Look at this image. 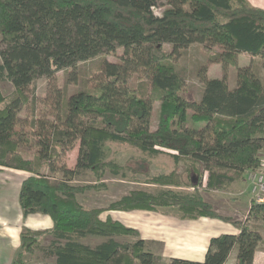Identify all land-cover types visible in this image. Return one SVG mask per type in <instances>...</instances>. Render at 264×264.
Masks as SVG:
<instances>
[{"label":"trees","instance_id":"trees-1","mask_svg":"<svg viewBox=\"0 0 264 264\" xmlns=\"http://www.w3.org/2000/svg\"><path fill=\"white\" fill-rule=\"evenodd\" d=\"M159 3L161 15L154 11ZM0 36V79L15 87L13 96L0 90V165L31 172L20 192L24 216L43 213L54 222L47 231L24 227L12 264H28L26 256L38 251L55 256V264H157L138 229L100 217L105 210L136 209L177 210L183 218H219L241 229L212 237L203 262L172 257L167 264H225L235 247L236 264H254L263 241L258 227H264V201L252 199L242 224L218 214L200 187L225 190L260 165L264 80L251 64L237 66L235 85L226 73L209 76L204 70L198 98L176 62L195 43L223 67L236 65L242 53L264 60V9L248 0H0ZM102 53L117 60H102L86 88L68 94L57 87L49 110L30 105L31 117L21 115L38 77L54 80L69 69L77 84L79 64ZM110 142L145 156L121 165L108 156ZM76 146L71 168L65 157ZM160 154L172 157L175 169L152 173V159ZM85 169L97 181L74 185ZM107 170L131 181L195 190L138 189L107 209L85 208L77 194L106 189ZM46 234L54 239L43 246ZM90 235L108 239L92 246L83 242ZM116 235L137 240L124 243Z\"/></svg>","mask_w":264,"mask_h":264},{"label":"crops","instance_id":"crops-1","mask_svg":"<svg viewBox=\"0 0 264 264\" xmlns=\"http://www.w3.org/2000/svg\"><path fill=\"white\" fill-rule=\"evenodd\" d=\"M248 1L251 5L264 9V0ZM252 57L254 59L258 58L256 56ZM136 149L139 150L138 148ZM69 152H71L70 155L72 159L71 161L69 160L68 165L69 167L74 168L77 163L78 150L74 147ZM259 154L260 157H264V147ZM163 156L167 157V162L165 164L161 160ZM156 159H159V168L157 169L158 171H153L154 173H165L167 172L169 164L173 163L174 165L172 157L167 154H160L158 157L152 159V162L154 161L152 165L153 167L157 165ZM30 175L31 172L29 171L0 165V264H12V261L14 260V257L16 256L21 246V233L24 227L38 231H47L51 230L54 227L53 219L48 214L31 213L27 216H24L23 209L20 204V192L24 180ZM136 183L138 184L139 182ZM242 184H244L245 190L242 189ZM147 185H155L159 190L169 189V187L173 186L160 184ZM234 185L241 186L240 191L241 198L243 199L242 203L245 205L248 203L247 205L249 207H247L245 211L248 214L252 196L246 177L244 180L234 182L233 186ZM185 188L191 189V187ZM102 190L104 189H94V191L96 192H103ZM202 192L204 191H201V194ZM205 192L210 197H205V200L209 203H212L215 208V201L217 198L216 195L211 191ZM78 194L77 199L80 202V197ZM85 195V193H83L82 195L83 201L84 203H88L89 199L85 197ZM236 195L240 197V194L236 193ZM108 196L110 198H108L103 206H100L98 208L107 209L112 203L120 200L122 197L115 196L114 191L108 193ZM222 196L223 195H218L220 199L223 198L222 200L225 201L226 196ZM215 210H217V208H215ZM141 213L145 217H148L147 219L149 220L150 226H135L131 224V221L133 222L132 217H134L135 215H141ZM100 217L102 220H107L110 217L113 220L122 222L128 227L138 229L141 233V237L147 244V249L150 250L153 254L163 257L162 259L176 257L186 260L203 262L206 259V253L212 237H217L223 234H239L241 231L239 227L235 226L230 221L205 216L196 219L183 218L181 217V212L178 211H155L145 209H136L130 211L105 210L102 212ZM89 237L94 239H103V241H105V239H108L105 237L93 235L88 236V238ZM53 239L54 236L52 234H46L43 237L42 245L44 246L50 244ZM156 245L158 246L159 253L153 249V246ZM37 254L38 256L41 255V257H38V259L34 261V264H40L41 262H43L41 264L56 263L55 256H49L43 251H38ZM237 254L238 247H235L225 264H236ZM263 263L264 251L263 246H261L260 243L255 253L254 264Z\"/></svg>","mask_w":264,"mask_h":264},{"label":"rangeland","instance_id":"rangeland-1","mask_svg":"<svg viewBox=\"0 0 264 264\" xmlns=\"http://www.w3.org/2000/svg\"><path fill=\"white\" fill-rule=\"evenodd\" d=\"M160 4L161 3H159V5H157L154 8L155 13L158 15H161L162 13V7ZM0 43H1V36H0ZM119 52L121 51L119 50ZM104 59H109L112 61L117 60L115 54L102 53L87 61L81 62L79 64L80 72H79V81L77 84L74 83L73 80H69V77H70L69 69L58 71L54 80H49L45 76L38 77L34 81L28 93L29 94V99H28L29 105L27 109H24L21 112V115L23 117H27V116L31 117V115L30 116L28 115V112L30 111L28 108L30 105L34 106L36 110L39 112L42 110H49L50 107L48 106L53 105L55 102V93H56L57 87L65 90L68 94H71L73 92H76L77 90L86 88V79L88 75L94 69H96L99 66V63ZM0 62H1V57H0ZM176 64L178 67L183 69L189 85L196 92V95L198 98L201 97L202 90L204 87L203 81L201 79V75L203 74L204 70H207V74L209 76L221 77L222 75L226 73L229 77L230 84L235 85L236 75H237V66L251 64L262 75L263 80H264V60L262 58L258 57L254 59L251 55L247 53H242L239 56V59L236 65H226L225 67H223L221 63L212 62L209 60L208 52L204 48V45H202L201 43H195L191 45L189 48L185 49L182 52ZM133 80H137L136 76H134ZM133 80L132 82L134 83ZM90 82L91 84H95V79H92ZM0 90L4 96H13L15 94L14 85L12 84L11 81L7 79H0ZM44 98H46V100ZM45 102H47V106ZM154 121L155 122L157 121L156 117H154ZM75 148L78 150V146ZM107 152H108V156L110 159H114L118 161L119 163H121V165L126 164L129 157L133 155H136V156L144 155L142 151L137 150L133 146H130L128 144L118 143V142L108 143ZM70 154L71 152H68L65 157V162L67 163V165L69 163V160L71 161L72 159ZM156 160H157V165L155 167L152 166L154 161L151 163V167H150L151 172L158 171L157 169L159 168V164H158L159 159H156ZM161 160L165 164L167 162V157L163 156ZM129 164H131L132 166H135L134 163H129ZM172 166H174L173 163L168 165L167 172H171L173 169H175ZM128 176L132 177V173L129 172ZM96 181H97V178L94 172H92L91 170L85 169V170H82L80 175L77 176L76 179L73 180V184L84 186L88 184H94ZM104 181L106 182L108 186L106 189L102 190L103 192H98V191L96 192L94 191V189H87L78 194L80 197V203L85 208L92 209V208H98L100 206H103L104 203L108 200V198H110L108 196V193L112 191L115 192V196L123 197L125 196V194L128 195L133 190H138L141 188H143V190L152 191V192H158L159 190L157 189L155 185L149 186L145 184L144 182L142 183L139 182L137 184L136 181H131L129 179H126L125 177L121 175H114L109 170H107V172L105 173ZM185 187L187 186H180V187L172 186V187H169V189H172L175 191H183V192H194L195 190L193 187H191V189H186ZM200 189L201 191H204L202 192V196L204 199L205 197L210 198L209 195L205 192V191H208L206 187L201 186ZM240 189H241V186H238V185L233 186L232 184L228 186L227 188H225V190H212V191L210 190L217 197L215 201V205H216L215 208H217V210H215L214 205L212 203L210 204L212 205L213 209L221 216L223 217L228 216L232 218L233 220H237V221H240L242 224L244 223L246 224L247 223L246 216H248V214L245 211L247 207L249 206L247 205L248 203L246 205L242 203L243 199L241 198ZM242 189L245 190L244 184H242ZM95 190H99V189H95ZM83 193H85L86 194L85 197L89 199L88 203H84L83 196H82ZM236 193L240 194V197L236 195ZM218 195L226 196L225 201L222 200L223 198L220 199ZM251 203H252V200H251ZM251 203H250V206H251ZM161 211H177V210H161ZM147 218L148 217H145L142 213L141 215H135L134 217H132L133 222L131 221V224L135 226H144V225L150 226L149 220ZM249 224L253 225V228H255V226L257 225V223L255 224L249 223ZM258 230L262 233V236H263V241L261 242V246H263V251H264V227L259 226ZM114 238L124 243L125 242H135L137 240V237L127 236V235H116L114 236ZM83 242H85L86 244H90L92 246H96L100 244V242H103V239H94V238L87 237L83 240ZM44 246H47V245H44ZM146 248H147V244H146ZM153 249L159 253L157 245L153 246ZM155 256H157L158 258L157 264H167L168 259H162L163 257H160L158 255H155ZM26 257L30 259L28 264H34V261H36L38 257H41V255L38 256V254L36 253L34 255H27Z\"/></svg>","mask_w":264,"mask_h":264},{"label":"built area","instance_id":"built-area-1","mask_svg":"<svg viewBox=\"0 0 264 264\" xmlns=\"http://www.w3.org/2000/svg\"><path fill=\"white\" fill-rule=\"evenodd\" d=\"M246 180L250 186L252 199L264 201V157H260V165L246 172Z\"/></svg>","mask_w":264,"mask_h":264},{"label":"water","instance_id":"water-1","mask_svg":"<svg viewBox=\"0 0 264 264\" xmlns=\"http://www.w3.org/2000/svg\"><path fill=\"white\" fill-rule=\"evenodd\" d=\"M197 182V178L196 177H194V183H196Z\"/></svg>","mask_w":264,"mask_h":264}]
</instances>
